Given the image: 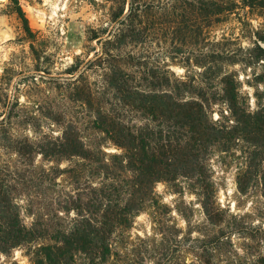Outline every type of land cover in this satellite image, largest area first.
<instances>
[{
    "label": "rangeland",
    "instance_id": "rangeland-1",
    "mask_svg": "<svg viewBox=\"0 0 264 264\" xmlns=\"http://www.w3.org/2000/svg\"><path fill=\"white\" fill-rule=\"evenodd\" d=\"M20 4L29 26L44 38L39 62L49 66L50 73L35 69L38 61L32 54L23 19L11 0H0V121L6 120L0 122V191L10 196V210L0 204V234L8 221L6 211H10L19 215L22 224L43 235L7 249L0 242V264H256L264 255V149H258L255 164L250 166V145L243 140L228 149L216 144L209 150L206 174L213 192L208 203L218 214L215 220L204 211L198 177L180 175L154 184L142 210L130 215L129 226H117L109 234L107 251L99 247V242L86 250L70 252L53 247L64 246L60 236L71 230L76 220L99 219L101 206L108 200L100 189L109 193L119 208H124L130 198L127 184L132 173L119 169L126 164L125 149L95 127L98 100L92 107L86 106L75 100L68 85L72 74L67 68L78 60L82 64L74 75L83 73L95 93L102 85L101 72L85 69V63L94 56L93 48H100L97 41L88 40V29L108 21L109 3L20 0ZM241 14L242 19L233 18L215 29L213 36L238 38V44L228 45L231 48L253 46L257 32H264V17ZM190 41L183 45L192 58L190 64L180 63L185 58L182 55L171 61L169 41L163 44V50L156 44L148 46L147 54L168 64L174 73L172 85L175 78L194 76V84H203L209 96L221 92L218 79L199 83L202 69L192 63L197 51ZM7 67L15 70L6 73ZM224 70L236 74L250 111L264 106L263 60L250 66L227 64ZM96 96L100 97L98 93ZM191 96L195 95L182 91V97ZM13 103L17 105L9 107ZM210 114L216 121L232 122L223 102L213 103ZM70 123L86 147L95 151L91 159L41 152L39 146L61 139ZM24 145L27 151L22 149ZM101 163L115 170V177L106 176ZM46 246L53 247L51 260L46 256Z\"/></svg>",
    "mask_w": 264,
    "mask_h": 264
},
{
    "label": "trees",
    "instance_id": "trees-1",
    "mask_svg": "<svg viewBox=\"0 0 264 264\" xmlns=\"http://www.w3.org/2000/svg\"><path fill=\"white\" fill-rule=\"evenodd\" d=\"M15 11L24 21L36 70L50 73L47 65L39 62V47L44 38L29 26L20 0H11ZM108 21L88 29V40L97 41L100 48H93L94 56L87 60L85 69L96 68L101 72L102 85L96 91L86 82L85 75L74 74L82 62L71 64L67 72L72 74L68 85L75 93V100L92 107L95 99L99 107L95 111L94 125L103 131L118 146L125 149L126 164L119 169L129 170L132 178L127 184L130 198L124 208H119L101 190L107 202L101 206L99 219L76 220L74 227L60 238L64 246H53L56 250H86L99 242L103 251L108 250L109 234L117 226H129L130 215L142 210L154 191V184L162 180H175L180 175L197 176L203 187L204 211L210 220L218 215L209 206L208 199L213 189L207 178V156L211 146L219 144L228 149L239 140L250 145V166L255 164L258 149H264V106L252 112L240 93L235 73L225 71V65L243 63L248 66L264 61V32L251 47L228 45L238 44V38L223 34L221 39L213 36L215 29L233 18L249 15L264 17V0H107ZM196 49L193 64L202 70L199 83L218 79L221 92L209 96L203 84L193 82V77L176 79L168 64L147 54L148 46L170 42L171 61L177 56L185 57L180 63H191L183 45L189 43ZM38 43V45L36 44ZM167 51V50H166ZM15 68H6L8 73ZM260 76V75H259ZM5 77V76H4ZM8 78V77H6ZM186 87V88H183ZM191 87V88H189ZM195 90H194V89ZM182 91L195 96L182 97ZM112 95V97H108ZM223 102L231 114L232 122L216 121L210 111L213 103ZM107 106H102V105ZM17 104L9 105L11 108ZM5 118L0 122L5 123ZM49 156H80L91 159L95 151L87 148L76 127L66 126L62 138L50 140L39 146ZM27 151V146H22ZM262 152V151H261ZM22 155H25L21 152ZM261 180L264 186V161ZM106 176L115 170L106 163L100 166ZM242 183L241 178L238 180ZM120 187V186H119ZM122 190L124 187H120ZM0 191V204L6 210L10 196ZM79 207V206H76ZM7 210H10L8 208ZM13 215V216H12ZM6 226L0 234L2 248L16 246L43 234L20 222L19 215L6 211ZM93 222H92V221ZM46 246V256L51 260L52 248ZM256 264H264V255Z\"/></svg>",
    "mask_w": 264,
    "mask_h": 264
}]
</instances>
